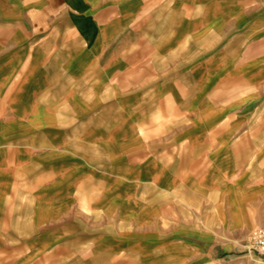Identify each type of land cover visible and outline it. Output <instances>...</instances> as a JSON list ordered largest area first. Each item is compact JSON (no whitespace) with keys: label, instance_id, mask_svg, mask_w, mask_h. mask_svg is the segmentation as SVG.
Wrapping results in <instances>:
<instances>
[{"label":"crops","instance_id":"1","mask_svg":"<svg viewBox=\"0 0 264 264\" xmlns=\"http://www.w3.org/2000/svg\"><path fill=\"white\" fill-rule=\"evenodd\" d=\"M263 98L264 0H0V264H264Z\"/></svg>","mask_w":264,"mask_h":264},{"label":"rangeland","instance_id":"2","mask_svg":"<svg viewBox=\"0 0 264 264\" xmlns=\"http://www.w3.org/2000/svg\"><path fill=\"white\" fill-rule=\"evenodd\" d=\"M261 103V107H262V110H261V115L258 116V123H261L262 125H264V98L259 100V104ZM75 202V198H71L69 197V205L67 206V210L68 211H74V209H79L80 206L79 204H76L74 203ZM83 207H86L84 206L83 204ZM85 210H88L87 207ZM87 215L83 214V215H79L76 213H71L69 215H71V217H73L74 219H77V221H75V223L79 224L78 227H75V228H71L69 229V233H68V236L66 235L65 237H68V246H69V251H70V256L71 258L73 257V253L76 252L78 250V247L79 245H81L82 242L85 241L86 239V229H83L81 228L82 225H85V224H88L90 221L92 222V217L91 216H88L89 214V211L85 212ZM178 214V219L177 220H180V216L182 217V219H187L185 218V215L184 213L183 214ZM173 215V214H171ZM257 228H263L264 229V226H258V227H253L252 229L250 230H240L237 235V237L243 239V240H240V242H238V244L235 245V248L237 249L238 252L240 253H250L249 250H247L246 248V245L248 243V240L252 234V232L257 229ZM43 229H38V231H42ZM64 237V238H65ZM255 253L256 255H258L259 257L262 258V261H264V256L256 253V252H253Z\"/></svg>","mask_w":264,"mask_h":264},{"label":"built area","instance_id":"3","mask_svg":"<svg viewBox=\"0 0 264 264\" xmlns=\"http://www.w3.org/2000/svg\"><path fill=\"white\" fill-rule=\"evenodd\" d=\"M247 250L250 252H256L264 256V229L257 228L255 229L246 245Z\"/></svg>","mask_w":264,"mask_h":264}]
</instances>
